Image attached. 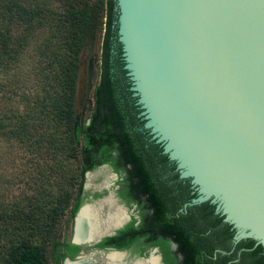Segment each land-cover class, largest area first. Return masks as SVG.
Instances as JSON below:
<instances>
[{
	"label": "trees",
	"instance_id": "16d2710c",
	"mask_svg": "<svg viewBox=\"0 0 264 264\" xmlns=\"http://www.w3.org/2000/svg\"><path fill=\"white\" fill-rule=\"evenodd\" d=\"M115 7L116 0H0V264L74 259L81 248L59 241L61 225L69 216L74 226L86 174L103 165L124 174L121 197L139 205L145 223L101 246L124 250L143 238L161 247L167 264H264L255 241L232 244L235 231L214 205L185 208L196 194L143 128ZM101 32L100 80L84 121L80 56Z\"/></svg>",
	"mask_w": 264,
	"mask_h": 264
},
{
	"label": "water",
	"instance_id": "95a60500",
	"mask_svg": "<svg viewBox=\"0 0 264 264\" xmlns=\"http://www.w3.org/2000/svg\"><path fill=\"white\" fill-rule=\"evenodd\" d=\"M115 12L143 128L196 194L185 208L214 205L234 246L253 240L264 249V0H116ZM93 73L84 60L80 110ZM86 206L75 218L79 246L109 234L76 241Z\"/></svg>",
	"mask_w": 264,
	"mask_h": 264
},
{
	"label": "flooded vegetation",
	"instance_id": "af4514ba",
	"mask_svg": "<svg viewBox=\"0 0 264 264\" xmlns=\"http://www.w3.org/2000/svg\"><path fill=\"white\" fill-rule=\"evenodd\" d=\"M97 169H102L100 171V176L102 177L108 174L112 175L111 178L114 180V182L113 184H110V186L113 185V187L109 186L105 188L92 189L90 191L91 195L88 196L86 194V191L89 190V187L88 188L86 187V185L88 184V179L86 178L84 190L81 195L82 204L77 214L79 213L80 209L83 206L89 205L92 208H95L98 210V215L100 216L102 221H104V220H108V217H110V215L113 213H117V211L121 214L120 210L118 209V208H121V210L124 212L123 221L121 223L122 225L120 224L121 226L119 227L117 226L118 228L116 230L110 229L108 231L109 234L103 237L99 242H96L92 245H85V246L77 245L81 249L75 256V258L71 260H75L78 257H81V258L92 259L93 260L92 264H108L107 257L110 254H119L122 256V260L119 264H138V263L151 264V260L153 258H156L158 260V264H167L164 261V256H163L161 247L150 246L146 243L145 239L143 240V238L136 240L130 248L124 249V250L117 249L113 245L115 242L112 245L109 244L107 246H101V243L105 239L117 237V234L119 233V231L126 229L133 222H134L135 227L139 228L143 223H145V220H144L145 216L142 214L143 210L139 207V205L136 202L127 203L126 200H124L121 197L120 192H122L123 190L121 184L123 181L124 174H119L115 172L114 169L110 165H103ZM94 171H91V173H93ZM109 201H111L113 205L115 204L112 209L109 206H107V203ZM151 213H152V210H151ZM75 218H74V225H75ZM110 225L112 224L103 223L101 227V233L107 226H110ZM73 234H74V226H73ZM163 239L165 241L170 242V250L172 252L177 251L178 249L177 243L172 242V240L168 237H164ZM118 240L119 239H117V241ZM69 243L73 244L72 241ZM180 260L182 261V257H180Z\"/></svg>",
	"mask_w": 264,
	"mask_h": 264
},
{
	"label": "rangeland",
	"instance_id": "374dc122",
	"mask_svg": "<svg viewBox=\"0 0 264 264\" xmlns=\"http://www.w3.org/2000/svg\"><path fill=\"white\" fill-rule=\"evenodd\" d=\"M102 40H103V32H101V33L98 34L97 39H96V42H95V44L93 46H89L87 49L84 50L85 51L84 58L83 59H80V65H81V63L84 60H87L88 61V68H89L90 64L94 65V73H93V81H92V90H91L90 98L87 101V103L85 105H83V108L81 110H80V108L78 109L79 110V113H80V115H81V117H82V119L84 121H88V118H89V116L92 113L93 106H94V96H93V94H94V90H95V88L98 85L99 80H100V59H101ZM16 164L19 165L20 163L17 162ZM101 170L102 169H97L93 173H91L92 174V177L90 179H88V184L86 185L87 188L89 187V190L86 191V194L88 196L91 195V192L90 191L92 189H95V188H105V187H109L110 184H113L114 180L111 178L112 175H109L108 174V175H105L104 177H102V176H100V171ZM9 173H11V174L14 173L15 174V170H13V172L11 170ZM110 187H113V185H111ZM118 209L120 210L122 216L124 217V212L121 210V208H118ZM68 218H69V216L67 218H65V220H63V223L61 225V230H60L59 235H58V239L61 242H63L64 240H66L68 242H71L72 241L73 227H72L71 223L70 224L67 223V219ZM122 221L119 224H112L110 226H107L102 231V233L100 235H102L104 233H107L110 229H112L114 227L119 226L122 223ZM120 260H122V257H121V259H119L117 261L116 264H119L121 262ZM138 264H142V263H138Z\"/></svg>",
	"mask_w": 264,
	"mask_h": 264
},
{
	"label": "bare ground",
	"instance_id": "6f19581e",
	"mask_svg": "<svg viewBox=\"0 0 264 264\" xmlns=\"http://www.w3.org/2000/svg\"><path fill=\"white\" fill-rule=\"evenodd\" d=\"M92 177L90 173L88 175V179ZM107 206L111 209L113 208L112 202H108ZM100 209V208H99ZM123 220V216L117 211V213H113L108 217V220L102 221L100 216L98 215V210L93 209L89 205L83 210L79 222H78V231L76 236V241H87L91 238H95L96 236L101 234V227L103 223H111V224H119ZM121 255L119 254H110L107 257L108 264H116L119 259H121ZM121 261V260H120ZM93 260L89 258H83L82 261L78 263H67V264H92ZM151 264H158V260L153 258L151 260Z\"/></svg>",
	"mask_w": 264,
	"mask_h": 264
}]
</instances>
